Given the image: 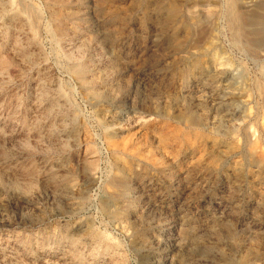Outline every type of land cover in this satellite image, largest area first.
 <instances>
[{
  "label": "rangeland",
  "instance_id": "rangeland-1",
  "mask_svg": "<svg viewBox=\"0 0 264 264\" xmlns=\"http://www.w3.org/2000/svg\"><path fill=\"white\" fill-rule=\"evenodd\" d=\"M0 264H264V0H0Z\"/></svg>",
  "mask_w": 264,
  "mask_h": 264
},
{
  "label": "bare ground",
  "instance_id": "bare-ground-1",
  "mask_svg": "<svg viewBox=\"0 0 264 264\" xmlns=\"http://www.w3.org/2000/svg\"><path fill=\"white\" fill-rule=\"evenodd\" d=\"M240 23H241V22H240ZM246 24H247V23H246ZM242 25H243V23H242ZM239 26H241V25H239ZM242 27H243V26H242ZM253 34H254V33H253ZM254 35H255V34H254ZM254 35H253V36H254ZM255 38H257V37H255ZM249 39H250V38H249ZM253 41H254V40H253ZM250 42H251V41H250Z\"/></svg>",
  "mask_w": 264,
  "mask_h": 264
}]
</instances>
